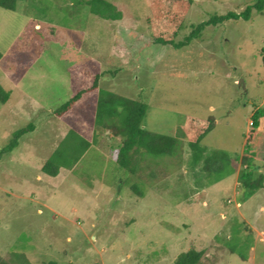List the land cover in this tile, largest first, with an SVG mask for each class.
I'll use <instances>...</instances> for the list:
<instances>
[{
	"label": "rangeland",
	"instance_id": "374dc122",
	"mask_svg": "<svg viewBox=\"0 0 264 264\" xmlns=\"http://www.w3.org/2000/svg\"><path fill=\"white\" fill-rule=\"evenodd\" d=\"M86 1L0 7V83L10 92L0 102V255L23 251L33 264H175L195 248L204 251L200 264H264V189L242 205L234 173L216 181L194 169L183 135L189 116L213 118L203 147L227 152L241 170L253 115L264 110V11L210 25L176 49L154 42L146 0H106L120 20L93 14ZM256 1L191 0L178 40L214 13H241ZM90 60L102 66L101 88L148 105L146 129L179 139L175 155L139 152L131 174L113 159L122 138L100 129L74 168L43 172L70 129L54 110L72 96L71 69ZM30 123L34 130L1 154ZM258 125L264 159V115Z\"/></svg>",
	"mask_w": 264,
	"mask_h": 264
},
{
	"label": "trees",
	"instance_id": "16d2710c",
	"mask_svg": "<svg viewBox=\"0 0 264 264\" xmlns=\"http://www.w3.org/2000/svg\"><path fill=\"white\" fill-rule=\"evenodd\" d=\"M19 1L21 0H0V7L16 10ZM146 1L151 10L147 22L152 30L154 42L163 46H173L176 49L189 46L195 39L200 38L210 25H218L230 20H250L255 11L259 13L264 11V0H257L241 13L236 11L226 14L214 13L210 19L194 26L192 32L184 39L178 40L191 7V0ZM86 4L93 14L104 19H122V12L106 0H87ZM2 57L3 54L0 52V60ZM103 75L102 66L97 60H90L71 69L72 96L65 104L54 110V114L70 129L63 142L45 161L42 170L46 175L57 177L63 168H74L80 157L93 142H96L97 132L100 129L111 131L114 136L122 138V145L114 152L113 159L131 174H135L139 167L136 159V154L139 152L161 157L173 156L179 150L177 137L153 132L143 126L148 110L145 102L101 88ZM9 99L10 92L0 83V102L6 103ZM263 115V109H258L254 113L252 122L254 128L246 135L245 150L240 159L242 168L239 171L238 181L244 192L243 201L264 188V174L256 170L258 163L260 168L263 164L258 160L255 149L256 138L260 135V131L255 128L259 126L258 121ZM214 127L213 118L201 119L189 116L183 127V135L187 138L191 150V166L195 169L200 164L209 179L216 177V181H219L224 176L233 174L235 167L234 159L227 152L217 150L208 154L203 147V139ZM34 128V124L30 123L27 127L17 130L1 154L16 149L20 139ZM133 188L137 189L135 185ZM139 194L144 195L143 191ZM245 230L252 233L251 228ZM225 246L230 252L239 254L243 260H250L246 253L241 252L231 243ZM203 256V250L192 248L182 252L175 264H200ZM0 264L33 263L25 252L13 251L9 257L0 255ZM44 264L64 263L50 260Z\"/></svg>",
	"mask_w": 264,
	"mask_h": 264
},
{
	"label": "crops",
	"instance_id": "0c3cea01",
	"mask_svg": "<svg viewBox=\"0 0 264 264\" xmlns=\"http://www.w3.org/2000/svg\"><path fill=\"white\" fill-rule=\"evenodd\" d=\"M261 155H257V158H258V160L263 164V166H264V159H262V157H260ZM235 167V166H234ZM238 175H239V172L236 170V168H235V172H234V177L232 178V179H235L236 178V188H238L239 186H240V183H239V181H238ZM232 179H230L231 181H232ZM224 185L225 184H223L222 186L224 187ZM219 186H221V184H219ZM218 187V186H217ZM264 188H262L261 190H263ZM254 196H252V197H250L249 199H247V200H245V201H243V203H241L242 205H244V204H246L248 201H251L252 200V198H253ZM260 208H264V205H260Z\"/></svg>",
	"mask_w": 264,
	"mask_h": 264
}]
</instances>
